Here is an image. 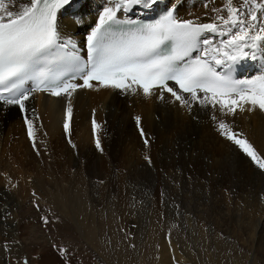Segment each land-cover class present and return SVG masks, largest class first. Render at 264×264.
I'll use <instances>...</instances> for the list:
<instances>
[{
	"label": "rangeland",
	"instance_id": "obj_1",
	"mask_svg": "<svg viewBox=\"0 0 264 264\" xmlns=\"http://www.w3.org/2000/svg\"><path fill=\"white\" fill-rule=\"evenodd\" d=\"M251 66L254 72L263 69L257 61L245 65ZM168 107H172L171 116L163 115L166 112L162 113L165 117L161 116L165 132L156 128L150 131L131 118L120 135L113 133L100 138L102 150L96 147V135L91 136L84 150L80 148L83 140L77 136L69 139L71 148L67 159L71 184H67L70 189L66 187V190L71 196L79 187L76 180L80 179L84 190L82 187L78 190L86 192L89 203L81 213L63 201L60 203L56 197L61 186L58 178L52 185L47 178L46 171H52L44 162L48 156L39 163L34 160L24 169L23 150L0 148V163L4 161V168L9 172L0 190L14 194L15 201L20 197L22 200L24 190L20 180L13 176L24 169L28 179L37 176L28 182L33 187L31 193L40 192L44 198H54L50 199L53 212L45 208L41 218L34 217L35 214L29 218L39 226L34 230H27L21 219L9 213V202L1 201L4 213L0 214V264H162L161 248H168L167 240H171L169 244L182 256L187 255L184 258L188 257V264H264V169L221 134L218 122L211 118L214 113L221 119L218 112L193 113L182 109L181 104L175 107L174 103ZM136 113L133 117L138 116ZM152 116L160 118L158 113ZM222 119L233 132L247 139L234 120ZM255 146L257 153L264 157ZM2 168L0 165V172ZM79 170L85 172L82 174ZM231 173L237 175L239 185L234 183L237 180L230 177ZM73 174L78 175L76 180ZM38 177L44 182H36L35 186ZM70 222L84 226L92 242L86 243V249L77 240ZM45 244L53 251L47 259L37 251Z\"/></svg>",
	"mask_w": 264,
	"mask_h": 264
},
{
	"label": "snow or ice",
	"instance_id": "obj_2",
	"mask_svg": "<svg viewBox=\"0 0 264 264\" xmlns=\"http://www.w3.org/2000/svg\"><path fill=\"white\" fill-rule=\"evenodd\" d=\"M158 2L110 0L111 6L104 8L86 38L88 59L81 63L75 45L62 42L58 21V12L73 0H0V107L15 105L26 112V102L37 91L63 97L67 101V132L72 120L73 93L78 88H92L91 82L97 81L100 87L129 94L142 91L146 97L155 95L153 90L159 88L182 106L191 108L196 102L218 110L224 117L235 116L238 109L245 111L244 105L249 106L248 111L256 107L264 110V74L241 81L233 77L231 69L241 59L255 58L257 48H264V20L260 19L264 17V0L259 4L257 0H243L238 6L233 0H226L224 7L212 9L218 15L210 22H197L199 17L196 21L179 18L175 4L152 22L121 19L117 15L136 7L151 10ZM225 10L226 16L220 14ZM212 36L222 38L220 45L212 49L214 64L206 58ZM77 79L83 83H76ZM30 81L32 86L25 87ZM169 81L179 88L174 90ZM159 98L164 99L163 95ZM211 118L218 122L222 135L264 169V157L252 143L233 132L225 120L215 114ZM135 119L139 126L141 117ZM26 123L32 137V122L26 119ZM100 128L94 119V132ZM96 147L101 149L99 135ZM44 222L48 223V219L44 218ZM60 251L66 254L64 249Z\"/></svg>",
	"mask_w": 264,
	"mask_h": 264
},
{
	"label": "bare ground",
	"instance_id": "obj_3",
	"mask_svg": "<svg viewBox=\"0 0 264 264\" xmlns=\"http://www.w3.org/2000/svg\"><path fill=\"white\" fill-rule=\"evenodd\" d=\"M168 1L159 0L158 4L161 3L162 5H165V6H170V5L175 4L176 12L179 18L191 19V20L196 21V18L199 17V21L197 22H210L211 19H215V17L218 14L216 12H213L212 9L222 8L224 7L226 3V0H211V2H209V0H168ZM242 2L243 0H233L234 6H238V3H242ZM260 2L261 0H257V4H259ZM158 4L154 6L151 10H147V11L140 9L139 7H136L132 11H130L129 14L136 16V15H139L140 13H154ZM205 4H207V7H205ZM108 6H111L110 0H73V3L71 5L65 6L64 9H61L58 12V21H59V24L61 25L62 42L67 43L71 41V43L75 45V49L82 47L83 41H84V33L90 31V27L93 24H95L96 19L103 14L104 8ZM65 13L66 15L63 16ZM220 14L226 16L227 12L225 10L224 12ZM257 14L259 15V13ZM77 19H79V21ZM260 19L264 20V17H260ZM261 35H264V33H261ZM221 39H222L221 37H215V36L211 37L212 43H211V47L209 48V55L215 54L213 53L212 49L220 45ZM255 51L257 53L255 58H250V59L244 58L238 62L237 78L239 80L241 81L252 80L264 74V55L261 54L262 52H264V48H257ZM254 61H257L258 64L261 65L263 69L254 72V68L252 66L250 68L245 67V65L248 62H254ZM76 83L82 84L83 81L80 79H77ZM91 83L94 85V87L78 88L72 95L73 113H72V120L70 122V128L67 132L64 129V123L67 118L66 117L67 101L63 97H55L51 95L50 93H46L43 91H37V92L32 93L31 99L26 102V106H27L26 112H21L19 107L15 105L13 106L4 105L3 107H0V148H3L4 151L5 150L15 151L18 149L23 150L24 159H23L22 167H24V169L29 163H31L32 165L34 163V160H37L39 163L40 159H43L44 157L48 156V159H44V162L46 163L48 167L52 168V171L51 172L46 171L47 178H49L51 185L52 183L55 182L54 180L58 178L59 180L57 181L59 185L61 186L60 187L57 185V188L58 187L60 188H59V191L55 193L56 197L60 199V201L59 199L58 201L60 203L61 201H63L66 205L68 204L70 207L69 206L67 207L71 208L72 210L78 209L79 213H81L83 210L86 211L87 208L89 207L88 205L89 203L87 202V199H86L87 197L85 196L86 192L81 191V189L80 191L78 190L81 187L83 188V186H81L82 183L79 182L80 179L76 180V177H78V175L75 176L73 174L75 176L74 180H76V184L77 186H79L78 189L77 187H75L77 189L76 192L73 190L75 193L73 192V194L70 196L69 195L70 193L68 192L69 190H66L67 189L66 187H68L69 184H71L69 181V178L71 176L68 173V172H71V169L70 170L68 169L69 162L67 159L68 153H69L68 150H70L71 148L70 147L71 145L68 144L69 139L72 136H77L79 140H83L82 142L83 144H80L81 146L80 145L79 146L82 150H84L87 146L86 144L89 143L91 136L93 135H96V136L99 135L100 138H103V137L108 136L109 134L113 135L114 133L117 136L123 133L126 130L125 126L128 123V121L131 118L132 119L135 118L133 116L134 114L135 115L137 114L136 112H138V116L141 117L140 125L145 126L150 131L153 128L163 130L164 123H162L163 121L161 119L162 117H165L166 115L168 117L170 115L169 110L170 108H172V107L169 108L168 104L172 106L174 103L175 107L176 105L178 106V104H181V102L176 101L175 98H173V96L170 93H168L167 91L165 93V91H162L159 88L153 90L155 95L151 97H146L143 95L142 91H137L134 94H129V93L122 92L120 89L100 87L97 81H92ZM169 86L173 87L174 82L169 81ZM177 89L178 87L175 85L174 90H177ZM182 94L185 97L188 96L187 93H182ZM161 95H163L164 99L159 98ZM200 95H203V94L201 93ZM183 107L187 108L189 111H192V112L196 111L198 113H203L204 115L211 113L210 110L212 112H218V114H220L218 110L212 109L210 107L209 108L202 107L196 102H192L191 108H189L187 105H184L181 108L183 109ZM244 107H245V111L241 112L238 109L237 114L235 116L229 115L227 117H224V116H221V114L219 116H221V119L227 118V119L234 120V122L238 125V127L241 128L242 132L247 137V139L253 142L254 146L257 144V146L260 148L259 150L263 152V153L261 152L260 154L264 155V110H260L258 107H256L253 110L248 111L247 108L249 106L244 105ZM151 110L154 111L155 114L151 112ZM165 112L166 114H163L165 115L163 116L162 113H165ZM185 112H186V109H185ZM157 113L158 115H160V118L152 116V115L156 116ZM213 114L214 113H212V116ZM193 115H197V114H193ZM24 119L25 120L30 119L32 122V131H33L32 137L29 136L28 124L22 121ZM94 119L96 120L98 124L101 125V128L100 130H98V132H94L93 130V120ZM145 127H144V130H146ZM27 131H28V134H27ZM164 132H165V129H164ZM22 137L24 139L21 142L20 140ZM0 165L3 166L0 172V186H4V183L6 182V178H7L6 176L7 174L9 175V172L7 169L5 170L4 168L6 166L4 161H2ZM37 165L38 164L36 163L35 167H37ZM78 167L83 168L81 165ZM24 169L21 170V173L20 172L18 174L16 173V176H13V177L18 178L17 180H20V185H22V190H24L22 191L24 193V194L22 193L23 195L22 200H20L21 199L20 197L19 200L15 201L16 197L14 196V194L13 195L9 194L1 188L0 193L3 196L1 195L2 197H0L1 199L0 205L2 206L1 201L4 204L9 202L10 205L8 207L11 209L15 208V210L9 209V213L14 215L15 216L14 218L18 217L19 219H21L22 223L24 222V227L26 229L29 228L27 230L39 229V226L37 225L38 226L37 227L34 224V222H30L29 218L32 217V215L34 214H35L34 217L38 218L39 216V218H41V214H42L41 211L44 212L45 208L47 209L49 208L50 211L53 212V209H51L53 207H51L50 199L53 200L54 198L53 199L52 198L49 199L48 197L44 198V196L40 194V192L37 193L34 191V194L31 193L32 191L31 189H33V187L31 188L28 182H30L31 180H34V178L37 176H33L34 178H31V180L28 179L27 178L28 176L26 175V172H24L25 171ZM79 171H81L82 173L83 170H79ZM73 175L72 177H74ZM84 177L86 178L85 174H84ZM84 177H82L83 181H84ZM230 177H234L233 178L234 181L237 180V175L233 176L231 173ZM221 179L223 180L225 178H221ZM9 180H12V179L10 178ZM238 180L234 182L237 185H239ZM34 182L36 186L37 184L36 182H39L38 184H40L41 182H44V180L43 178L38 177L37 181H34ZM43 184L46 185V183H43ZM45 188H43L42 191L45 190ZM55 190H58V189H55ZM82 190H84V188ZM111 210L113 209L111 208ZM2 211H3L2 207H0V214L4 213V211L3 212ZM79 213H77V215ZM75 215L72 214V216H75ZM70 225H71V222H70ZM70 227H72V230L76 231L77 240L79 241V243H81L84 249H86L87 248L86 243H89L90 245V243L92 242L87 237L84 226L81 225L79 222H74ZM89 234L91 233L89 232ZM90 238H91V235H90ZM27 243L26 245L28 246L29 243L28 244ZM169 243H171V240L169 241L167 240L168 248L164 246H162L161 248V253H160L161 263L162 264H166V263L172 264L176 261H177V264L187 263L188 257L184 258L187 255L183 254L182 256V253L180 254L178 250L172 247ZM48 248L49 246L45 244L44 246L39 247L37 250L43 253L44 259H47L51 255H53V251ZM88 249H91V248L89 247ZM32 250L35 251L36 249L32 247ZM46 250H48L49 252H45ZM30 262L31 261H29V263Z\"/></svg>",
	"mask_w": 264,
	"mask_h": 264
}]
</instances>
